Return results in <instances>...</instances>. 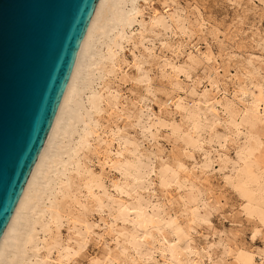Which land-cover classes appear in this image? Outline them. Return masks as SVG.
<instances>
[{
    "label": "rangeland",
    "instance_id": "obj_1",
    "mask_svg": "<svg viewBox=\"0 0 264 264\" xmlns=\"http://www.w3.org/2000/svg\"><path fill=\"white\" fill-rule=\"evenodd\" d=\"M134 3L140 13L118 39L115 64H107L110 71L102 78L97 71L92 76V90L110 96L111 101H104L94 115L96 131L78 156L100 181L90 192L82 177L71 172L75 197L69 199L88 203L86 221L77 220L83 211L78 204H69L55 221L48 216L40 219L47 224V231L38 235L40 257L46 256L44 264H168L158 250L145 260H133L131 255L138 258L133 246L125 244L127 251L120 253L116 245L111 227L124 234L132 230L131 222L115 219L116 207L121 201L135 202L140 197L150 207L158 205L162 219L172 218L185 229L187 241L182 242L189 244V256L198 264H236L239 251L257 253L264 246V224L256 215L246 213V200L235 187L239 168L245 165L238 158L239 147L252 127L236 133L229 114L219 105L218 116L209 109L203 115L199 145H185L183 135L193 128L185 112L172 107L169 98H179L182 106L190 107L198 98L191 90L203 93L204 85L211 87V80L219 85L216 99L242 112L248 99L240 90L257 91L256 84H264V0ZM131 8L127 1L123 10ZM155 9L165 18L166 26L154 24ZM118 31L112 30L109 36ZM101 52H106L105 45ZM204 55L211 59L206 61ZM179 67L184 71L177 74L174 68ZM176 83L184 88L176 91ZM90 93L87 90L84 98ZM174 125H181L183 131L174 134ZM261 133L264 141V128ZM218 135L225 138L218 141ZM138 157L149 162L153 171L141 179V186L131 190L132 176L113 165L117 159ZM206 162H211V170L205 174L201 169ZM163 167L179 170L180 188L175 183L166 190L161 187L157 173ZM191 192L196 194V203H184L181 196L188 197ZM97 199L103 202L96 205ZM196 207L208 209L209 215L191 220ZM151 233L161 236L155 228ZM166 233L169 240H177L169 226ZM55 239L56 245L48 253ZM117 252L119 260L106 261V255Z\"/></svg>",
    "mask_w": 264,
    "mask_h": 264
},
{
    "label": "bare ground",
    "instance_id": "obj_2",
    "mask_svg": "<svg viewBox=\"0 0 264 264\" xmlns=\"http://www.w3.org/2000/svg\"><path fill=\"white\" fill-rule=\"evenodd\" d=\"M127 1H131L132 8L124 12L123 7ZM134 2L135 0H98L82 39L52 127L1 236L0 264H44L46 256L40 257L41 247L38 235L40 231H47V224L40 219H44L46 216L53 221L59 219L66 213L69 204H78L82 207L83 211L78 215L77 220L86 221L85 210L88 208V203L79 199L74 201L69 199L75 197L72 192L75 180L71 172L76 171L82 177L90 192H92L93 186L100 181L98 175L85 164L80 163L78 156L87 147L90 137L96 131L98 121L94 115L100 112L104 101L108 103L111 101L110 96L92 90V76L97 71L102 78L106 72L110 71L107 69V64H115L116 50L120 45L118 39L124 36L125 28L131 25L137 14L140 13ZM154 13V24L166 26L167 22L161 13L157 9L154 10ZM114 29H119L118 33L109 36V33ZM103 45L106 46L105 53L101 52ZM203 59L209 61L211 57L204 55ZM174 71L179 74L184 69L179 67L174 68ZM217 72L218 68H215V73ZM208 82L211 87L207 89L204 85L206 91L203 93H197L196 89L191 90L190 94L197 95L198 98L190 107L182 106L179 98H169V104L172 107H180L185 112L188 124L193 128V132L183 135V141L185 145L193 147L199 145L200 132L203 130V115L209 109L218 116L219 105L225 113L229 114V124L234 126L236 133L242 132L243 127H252V130H248L250 133L247 131L248 134H245L246 141L239 147L238 158L244 160L245 165L239 168L235 187L246 200L244 207L246 213L256 215L264 224V169H262L264 141L261 137V130L264 128V84H256L257 91L254 89L240 90L247 95L248 100L245 107L241 109L242 112L239 113L235 111L233 104L217 100L219 85L216 81L209 80ZM173 88L180 91L184 87L176 83ZM87 90L91 93L84 98ZM79 124L81 127L78 126ZM173 129V133L176 135L183 131L181 125H174ZM217 138L218 141H221L225 137L218 135ZM123 144L125 145L126 142ZM65 154L66 158H64ZM113 166L122 174L132 176L131 190L141 186V179L153 171L149 162L140 157L125 161L117 159ZM210 166L211 162L204 163L201 171L205 174L208 173L211 170L208 168ZM52 173H55L54 177ZM157 174L163 189L166 190L173 183L180 188V175L177 168L163 167ZM195 195L191 192L188 197H181L184 203H196ZM95 201L96 205L103 202L101 199ZM209 213L208 209L199 210L196 207L191 211L190 219H204ZM114 217L116 220L129 221L132 225V230L125 234L117 228L111 227L116 236V245L120 248V253L127 251L125 244L129 243L138 254V258L131 255L130 258L133 260H145L158 250L166 258L168 264H198L194 258L189 256V252H191L189 244L184 245L182 242L187 241L185 229L172 218L167 221L162 219L161 209L158 205L152 204L150 207L140 197L135 202L124 200L116 207ZM37 226L40 227L39 230ZM168 226L177 236L175 242L169 240L167 236ZM152 228H155L161 236L151 233ZM56 242L55 239L50 245L51 247L48 246V253L51 252ZM84 243L83 241L82 245ZM156 243L158 246L155 245ZM120 253L106 255V261L119 260ZM101 262L104 263V260ZM118 264L120 263L118 262ZM236 264H264V246L257 253L247 250L239 251L236 254Z\"/></svg>",
    "mask_w": 264,
    "mask_h": 264
},
{
    "label": "water",
    "instance_id": "obj_3",
    "mask_svg": "<svg viewBox=\"0 0 264 264\" xmlns=\"http://www.w3.org/2000/svg\"><path fill=\"white\" fill-rule=\"evenodd\" d=\"M98 0H0V239L38 159Z\"/></svg>",
    "mask_w": 264,
    "mask_h": 264
}]
</instances>
